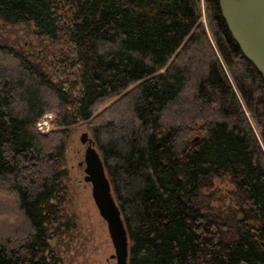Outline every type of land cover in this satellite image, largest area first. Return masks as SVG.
I'll return each instance as SVG.
<instances>
[{
  "label": "trees",
  "instance_id": "1",
  "mask_svg": "<svg viewBox=\"0 0 264 264\" xmlns=\"http://www.w3.org/2000/svg\"><path fill=\"white\" fill-rule=\"evenodd\" d=\"M0 0V23L65 34L79 81L0 41V264H56L53 205L71 130L90 123L130 237L129 264H264V80L218 0ZM106 107V108H105ZM51 114L53 130L37 125ZM198 138V141H194ZM229 176L238 206L204 191Z\"/></svg>",
  "mask_w": 264,
  "mask_h": 264
},
{
  "label": "rangeland",
  "instance_id": "2",
  "mask_svg": "<svg viewBox=\"0 0 264 264\" xmlns=\"http://www.w3.org/2000/svg\"><path fill=\"white\" fill-rule=\"evenodd\" d=\"M201 4L202 23L215 48L208 28L204 0H201ZM57 8L59 26H69L72 19L70 8L63 0H58ZM0 41L11 48L21 50L31 61L40 65L56 83L69 86L79 81L81 67L77 61L76 48L65 34L56 40L41 39L36 35L32 24L6 26L0 23ZM53 121V115L44 116L38 123L42 129L37 125L39 132L50 133L53 130ZM85 132L95 141L90 123L80 124L71 130L65 148L63 170L67 176L62 184L64 189L59 195V200L53 201V205L59 208L62 220L55 225H60V234L55 236L54 230L51 231L50 251L47 256L49 259L55 258L56 264H114L111 260L108 262L114 249L107 224L100 217L92 198L91 185L85 184L84 172L78 166L85 155V147L80 141ZM235 191L231 178L222 176L214 178L212 187L207 188L204 193L216 214L229 215L238 206Z\"/></svg>",
  "mask_w": 264,
  "mask_h": 264
},
{
  "label": "water",
  "instance_id": "3",
  "mask_svg": "<svg viewBox=\"0 0 264 264\" xmlns=\"http://www.w3.org/2000/svg\"><path fill=\"white\" fill-rule=\"evenodd\" d=\"M218 5L239 51L264 80V0H218ZM80 141L86 146L85 181L92 185V197L107 224L117 264H129L130 237L102 155L89 133H83Z\"/></svg>",
  "mask_w": 264,
  "mask_h": 264
},
{
  "label": "flooded vegetation",
  "instance_id": "4",
  "mask_svg": "<svg viewBox=\"0 0 264 264\" xmlns=\"http://www.w3.org/2000/svg\"><path fill=\"white\" fill-rule=\"evenodd\" d=\"M83 145V144H82ZM84 146V145H83ZM85 147V150H86V146H84ZM79 168H81L82 170H83V172H84V182H85V184H87V185H91L90 183H88V182H86L85 181V177H86V173H85V168H86V166H85V155H84V159L79 163ZM91 191H92V185H91ZM93 198V197H92ZM94 201V200H93ZM95 204V203H94ZM96 206V205H95ZM97 208V207H96ZM98 210V209H97ZM99 212V211H98ZM100 215V214H99ZM101 217V216H100ZM102 218V217H101ZM103 219V218H102ZM104 221V220H103ZM105 222V221H104ZM106 223V222H105ZM108 228V227H107ZM109 233V232H108ZM111 240V239H110ZM112 242V241H111ZM112 246H113V244H112ZM113 249H114V246H113ZM110 260L111 261H113L114 262V264H117V260H116V258H115V249H114V253L113 254H111L110 255V257H109V259H108V262H110Z\"/></svg>",
  "mask_w": 264,
  "mask_h": 264
},
{
  "label": "built area",
  "instance_id": "5",
  "mask_svg": "<svg viewBox=\"0 0 264 264\" xmlns=\"http://www.w3.org/2000/svg\"><path fill=\"white\" fill-rule=\"evenodd\" d=\"M39 125V127L42 129V126L40 125V124H38Z\"/></svg>",
  "mask_w": 264,
  "mask_h": 264
}]
</instances>
